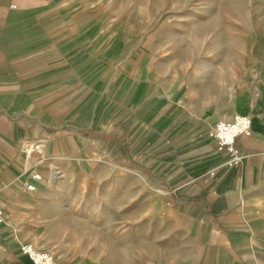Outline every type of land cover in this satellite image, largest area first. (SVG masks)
<instances>
[{
    "label": "crops",
    "instance_id": "obj_1",
    "mask_svg": "<svg viewBox=\"0 0 264 264\" xmlns=\"http://www.w3.org/2000/svg\"><path fill=\"white\" fill-rule=\"evenodd\" d=\"M115 10L110 0H0V264H32L24 243L58 264H108L110 236L75 231L108 226L86 214L94 181L101 207L124 205L132 187L182 243L175 264H264V64L244 76L217 64L161 73L156 55L126 48ZM236 114L252 129L230 168L209 132ZM37 143L28 158L24 146ZM35 171L43 180L29 192Z\"/></svg>",
    "mask_w": 264,
    "mask_h": 264
},
{
    "label": "rangeland",
    "instance_id": "obj_2",
    "mask_svg": "<svg viewBox=\"0 0 264 264\" xmlns=\"http://www.w3.org/2000/svg\"><path fill=\"white\" fill-rule=\"evenodd\" d=\"M110 2L116 8L115 13L121 16V25L126 28V48L141 45L144 57L151 53L156 55L161 73L169 66L175 75H182L198 66L211 70V66L217 64L221 74L236 69L238 76H244L250 74L251 69L258 72L259 65L264 64V0ZM111 24L114 25L115 21L111 20ZM239 107L238 102L237 109ZM125 171L128 181L134 176V169L126 167ZM97 182L90 184L94 187L91 195L94 203L93 209L86 214L99 223H108V226L75 228L77 234L92 235L99 240L110 236L108 264L179 262L181 253L175 248L182 247V243L166 236L164 223L150 206L143 204V199L134 196L132 187L127 184L124 205L115 199L108 206L102 203L101 207L97 201L104 197ZM117 192L115 186L112 191L115 198ZM104 205L107 209H103ZM118 236L120 243L117 242ZM74 245L79 247L83 243L75 241Z\"/></svg>",
    "mask_w": 264,
    "mask_h": 264
},
{
    "label": "built area",
    "instance_id": "obj_3",
    "mask_svg": "<svg viewBox=\"0 0 264 264\" xmlns=\"http://www.w3.org/2000/svg\"><path fill=\"white\" fill-rule=\"evenodd\" d=\"M252 122L249 116L236 114L231 120H222L217 122L210 130L209 136L216 143V151L226 156L225 164L228 167H235L242 163L243 156L238 147V139L251 135ZM28 158H31L35 151H41L43 144H27L24 146ZM215 176L211 171L209 177ZM43 180V175L39 171L31 174V180L25 182L27 191L35 192L37 184ZM3 210L0 205V216ZM21 253L26 256L32 264H58L56 257L48 250L36 246L33 243H24L21 245Z\"/></svg>",
    "mask_w": 264,
    "mask_h": 264
},
{
    "label": "bare ground",
    "instance_id": "obj_4",
    "mask_svg": "<svg viewBox=\"0 0 264 264\" xmlns=\"http://www.w3.org/2000/svg\"><path fill=\"white\" fill-rule=\"evenodd\" d=\"M45 147V146H44ZM43 152H44V150H43Z\"/></svg>",
    "mask_w": 264,
    "mask_h": 264
}]
</instances>
